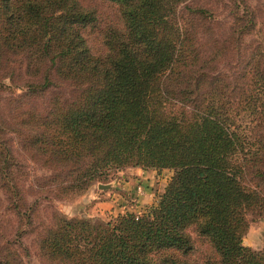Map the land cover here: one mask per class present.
Returning <instances> with one entry per match:
<instances>
[{
    "label": "trees",
    "instance_id": "obj_1",
    "mask_svg": "<svg viewBox=\"0 0 264 264\" xmlns=\"http://www.w3.org/2000/svg\"><path fill=\"white\" fill-rule=\"evenodd\" d=\"M105 1L117 24L93 45L85 29H97L98 16L81 0H0V58H24L40 82L31 90L70 87L24 141L53 171L38 188L76 193L109 169L134 166L173 174L140 215L53 212L35 232L39 256L52 264H264V248L242 241L247 213H264V52L251 49L236 71L216 73L197 39L206 7L185 4L180 14L184 0ZM2 187L13 210L25 207L18 187ZM16 234L0 223V264H24Z\"/></svg>",
    "mask_w": 264,
    "mask_h": 264
},
{
    "label": "rangeland",
    "instance_id": "obj_2",
    "mask_svg": "<svg viewBox=\"0 0 264 264\" xmlns=\"http://www.w3.org/2000/svg\"><path fill=\"white\" fill-rule=\"evenodd\" d=\"M81 2L97 13L98 28L85 29L90 44L97 45L102 34L98 31L117 24L116 8L105 0ZM185 4L208 9L205 28L199 29L197 39L204 45L203 50L214 56L212 71L230 74L245 62L249 50L258 47L264 52V0H184L179 5L180 14H184ZM190 20L200 28L196 18ZM38 81V77L28 75L21 55L5 53L0 58V153L5 159L2 161L0 157V223L9 235L18 232L20 244L16 249L24 264H52L39 256L34 239L37 229L53 222V212L67 218L103 220L125 212L140 215L157 204L173 174L169 169L125 167L107 170L100 181L90 183L80 192L64 195L56 188L40 190L38 186L43 178L53 171L34 157L37 155L24 145V141L33 130L42 127L40 118L51 108L52 99L55 96L67 99L70 87L65 83L32 90L28 87L30 83H40ZM53 82L60 81L53 77ZM29 115L34 120L28 127L21 119ZM12 183L21 191L25 207L12 209L9 195L2 187ZM98 184L111 186L103 190ZM246 217L248 228L243 244L261 250L264 248V213L248 212ZM32 225L36 226L33 231L30 230ZM188 231L195 245L200 246L194 230ZM16 233L11 238H16Z\"/></svg>",
    "mask_w": 264,
    "mask_h": 264
},
{
    "label": "water",
    "instance_id": "obj_3",
    "mask_svg": "<svg viewBox=\"0 0 264 264\" xmlns=\"http://www.w3.org/2000/svg\"><path fill=\"white\" fill-rule=\"evenodd\" d=\"M110 184H98V188L106 190L108 188H110Z\"/></svg>",
    "mask_w": 264,
    "mask_h": 264
}]
</instances>
